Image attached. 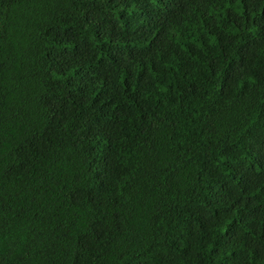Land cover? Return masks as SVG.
I'll list each match as a JSON object with an SVG mask.
<instances>
[{"label": "trees", "instance_id": "obj_1", "mask_svg": "<svg viewBox=\"0 0 264 264\" xmlns=\"http://www.w3.org/2000/svg\"><path fill=\"white\" fill-rule=\"evenodd\" d=\"M0 264H264V0H0Z\"/></svg>", "mask_w": 264, "mask_h": 264}]
</instances>
